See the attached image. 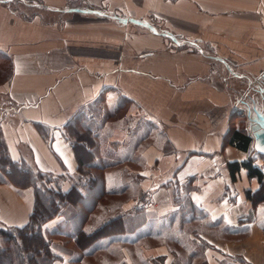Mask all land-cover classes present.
<instances>
[{
	"label": "crops",
	"instance_id": "obj_1",
	"mask_svg": "<svg viewBox=\"0 0 264 264\" xmlns=\"http://www.w3.org/2000/svg\"><path fill=\"white\" fill-rule=\"evenodd\" d=\"M9 2L0 0V52L11 64L0 132L10 157L68 191L79 172L65 124L84 111L105 193H124L137 176L139 191L113 216L121 228L98 238L99 264H264V198L246 194L259 181L244 167L233 178L227 166L255 151L227 142L230 103L242 102L247 117L264 114L260 98L233 101L230 87L264 69V0H40L61 18L38 12L29 22ZM230 51L249 53L254 66ZM33 202L32 185L4 178L0 227L26 224ZM67 223L55 215L44 236Z\"/></svg>",
	"mask_w": 264,
	"mask_h": 264
},
{
	"label": "trees",
	"instance_id": "obj_2",
	"mask_svg": "<svg viewBox=\"0 0 264 264\" xmlns=\"http://www.w3.org/2000/svg\"><path fill=\"white\" fill-rule=\"evenodd\" d=\"M91 121V117L87 116L84 111H80L79 114L73 117V122L69 121L65 124L71 130L70 136L72 137L73 149L77 156V171L79 172L68 191L62 190L59 186L53 187L49 185L53 180L52 174L42 172L23 161L13 160L8 153L6 143L0 132V182L6 178L17 186L32 185L34 188L33 208L26 224L20 227H0V239L2 238L9 243L5 250H3L0 243V263L53 264L52 251L43 236L42 226L47 220L59 213H64L67 221L70 222L74 233V241L82 248L118 228V224L122 221L121 216L113 217L93 229L86 230L84 225H82L84 215L81 214V208L73 207V202L70 199L71 196L77 194L76 197L81 200L84 199L83 203L89 206L88 211H90L92 205L94 206L95 204V199L105 192L103 179L95 172V170L102 169L103 166L92 162L95 129L92 127ZM251 140V135L242 128L231 129L228 127V143L247 151ZM254 160V155L250 154L243 160L228 162L227 166L233 178L240 167L246 168L249 177L257 178L260 184L259 189L253 195L249 191L246 194L249 198L254 196V199L259 200L264 198V170L256 165ZM85 169H94V172H91L90 176H84ZM85 177H88V180ZM80 183L85 185L86 190H82L79 187ZM94 191H96L95 195L93 194ZM63 202L68 206L67 214L63 210ZM114 222L117 225L111 226Z\"/></svg>",
	"mask_w": 264,
	"mask_h": 264
},
{
	"label": "rangeland",
	"instance_id": "obj_3",
	"mask_svg": "<svg viewBox=\"0 0 264 264\" xmlns=\"http://www.w3.org/2000/svg\"><path fill=\"white\" fill-rule=\"evenodd\" d=\"M9 1H10L9 3H10L11 11L15 14L18 13V14L22 15L23 18H25L24 20L27 22L31 21L32 18L38 14V12H40L41 15L43 14V18L46 21H49V20L53 21L55 19L58 20V18H61V17H58V15L51 13V10L46 8L47 6L41 7L40 6V4H41L40 0H9ZM172 42L175 43V41H172ZM230 54L235 61L240 62L241 67L243 66L246 69H249L252 66H254V65H252V63L247 62L248 60H251V58L249 57L250 56L249 53H248V55H245L247 60L244 59L243 54L240 52L234 53V52L230 51ZM256 55H257V53H256ZM10 69H11V64H10L9 57L7 58L4 54H2L0 52V83H3L4 81H6L8 79V75L10 74ZM254 71H257V69H254ZM263 71H264V69L261 71L258 70L257 72H255V74H250L253 76L249 77L250 78V80H249L250 82L248 84L249 87H248L246 81L241 82V80L235 79V80H233V82H230L232 85V86H230L232 91H233L232 93H234L233 97H232L233 101L235 99V96H238L239 98L246 99L247 101L250 97H254V98L258 97V98H260L261 102L255 101V104H258L261 107H264V76L262 75V73H264ZM261 91L263 92L262 94L260 93ZM248 95L250 97H248ZM234 102H233V104H232V102L230 103L229 120L227 123L228 127L231 129L236 128V127L242 128L245 132L250 134L252 137L251 130L249 127V119L245 113L246 112L245 106L243 105L242 102H239L240 105H238V106ZM241 105H243L244 108ZM6 106H8L6 98L0 96V116H1L0 120L4 117L5 113H7V111H8ZM121 114H122V108H116V113L113 114V116L109 117V120L115 121L117 116L121 115ZM252 144H253V137H252L249 149H251ZM125 146L128 147L127 153L132 154L133 153L132 142L131 141L127 142ZM251 153L256 154L255 151H251ZM262 158L264 159V156H262ZM262 166H264V165H262ZM91 172H94V169H92V170L85 169L83 174H84V176H87V175L90 176ZM95 172L98 174V176L100 178H102L104 180V178H105L104 168H102L100 170H95ZM114 173L116 175H118L117 173H119V170L113 172V174ZM126 175H129V174H126ZM85 178L88 180V177H85ZM127 178H128V176H127ZM131 179H133V181H131V180L129 181V186L131 188L125 190L124 193H122V194L111 195V194H107L105 192L102 193L100 196H98L95 199V204H94V206L92 205V208H90V211H88L89 206H87L83 203L84 199L81 200L78 197H76L77 194L74 196H71L70 199L73 202V207H75V208L80 207L81 208V214L84 215L82 225H84V228L86 230L93 229L94 227H96L98 225V222L101 219L100 215H102L104 213H105V215H109V216L112 215V217L114 215H116L120 204H122L123 201H126L130 197H134L135 194H137L136 192L139 191L137 184H136L137 182L135 183V181L137 180V176H133V177H131ZM79 187L82 188V190L83 189L86 190L85 185H82L81 183H80ZM93 194L95 195L96 191H94ZM63 206H64L63 210L67 214L68 206L65 202H63ZM93 212H95V213H93ZM121 222H120V224H118V228H115L114 230H112L110 233H107L106 235L115 233L117 230H119L121 228ZM115 225H117L116 222L111 224V226H115ZM66 226H68V227L65 228L64 226H59L58 227L59 229L57 230V232H55L53 234L48 233V234H46V236H44V234H43L44 238L48 242V245L52 251V255H53L52 256L53 257L52 263L53 264H55V263L73 264V259H77L76 261H74V264H99V261L102 258V254H103V251L99 249L101 247L100 243L98 244V242H100V241H98L99 239L91 242V244L89 243L85 248H82L81 246H79L74 241V233L72 230V226L70 225V222L67 223ZM13 232L16 233V231H14V230H13ZM42 233H43V231H42ZM0 243H1L3 250H5V248H7L9 246V243L4 241V239H2V238L0 239ZM112 246H114V245H112ZM115 246L116 247H112L109 251H108V249L105 251L106 254H110V256H109L110 260L115 258L113 254H117V252H118V246L117 245H115ZM87 248H91L88 251V253L84 251V249H87ZM50 259H51V257H50ZM112 262L116 263L115 260H113ZM0 264H5V263H0Z\"/></svg>",
	"mask_w": 264,
	"mask_h": 264
},
{
	"label": "water",
	"instance_id": "obj_4",
	"mask_svg": "<svg viewBox=\"0 0 264 264\" xmlns=\"http://www.w3.org/2000/svg\"><path fill=\"white\" fill-rule=\"evenodd\" d=\"M113 17H116L117 19L123 22L126 21V18L124 17H118V16H113ZM134 23H137V21H135ZM248 119H249V127L253 137V144H252L253 149L257 153L264 156V114L260 112L257 113L256 117L250 118V116H248Z\"/></svg>",
	"mask_w": 264,
	"mask_h": 264
},
{
	"label": "flooded vegetation",
	"instance_id": "obj_5",
	"mask_svg": "<svg viewBox=\"0 0 264 264\" xmlns=\"http://www.w3.org/2000/svg\"><path fill=\"white\" fill-rule=\"evenodd\" d=\"M256 117L255 113L252 112V110L250 109V118Z\"/></svg>",
	"mask_w": 264,
	"mask_h": 264
}]
</instances>
